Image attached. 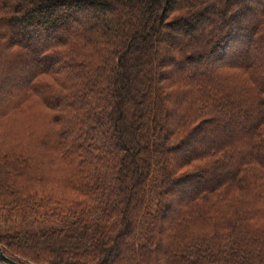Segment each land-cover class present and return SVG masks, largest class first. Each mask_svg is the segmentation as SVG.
<instances>
[{"label":"trees","instance_id":"obj_1","mask_svg":"<svg viewBox=\"0 0 264 264\" xmlns=\"http://www.w3.org/2000/svg\"><path fill=\"white\" fill-rule=\"evenodd\" d=\"M0 247L264 264V0H0Z\"/></svg>","mask_w":264,"mask_h":264},{"label":"water","instance_id":"obj_2","mask_svg":"<svg viewBox=\"0 0 264 264\" xmlns=\"http://www.w3.org/2000/svg\"><path fill=\"white\" fill-rule=\"evenodd\" d=\"M0 263L1 264H20L11 258H9L3 251V249L0 247Z\"/></svg>","mask_w":264,"mask_h":264}]
</instances>
